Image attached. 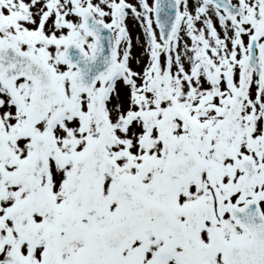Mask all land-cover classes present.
<instances>
[{
  "label": "snow or ice",
  "instance_id": "obj_1",
  "mask_svg": "<svg viewBox=\"0 0 264 264\" xmlns=\"http://www.w3.org/2000/svg\"><path fill=\"white\" fill-rule=\"evenodd\" d=\"M0 264H264V0H0Z\"/></svg>",
  "mask_w": 264,
  "mask_h": 264
},
{
  "label": "bare ground",
  "instance_id": "obj_2",
  "mask_svg": "<svg viewBox=\"0 0 264 264\" xmlns=\"http://www.w3.org/2000/svg\"><path fill=\"white\" fill-rule=\"evenodd\" d=\"M128 25H129V29H132L131 32H132L133 36H136V34L140 32V30L137 28V25L135 24V22L131 18L128 20ZM133 42H135V40ZM138 49H139V46L135 42L134 46H133V53L136 54Z\"/></svg>",
  "mask_w": 264,
  "mask_h": 264
},
{
  "label": "rangeland",
  "instance_id": "obj_3",
  "mask_svg": "<svg viewBox=\"0 0 264 264\" xmlns=\"http://www.w3.org/2000/svg\"><path fill=\"white\" fill-rule=\"evenodd\" d=\"M135 24H136V23H135ZM136 25H137V24H136ZM137 28L139 29V26H138V25H137ZM139 30H140V29H139ZM130 31H132V29H130ZM134 37H135V36H134ZM134 40H135V39H134ZM134 40H133V41H134ZM135 42H136V41H135ZM135 42H133V46H134V43H135ZM139 52H140V48L138 49L137 53H139ZM137 53H136V54H137Z\"/></svg>",
  "mask_w": 264,
  "mask_h": 264
}]
</instances>
